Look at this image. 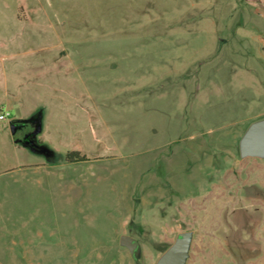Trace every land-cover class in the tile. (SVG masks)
Listing matches in <instances>:
<instances>
[{"label": "rangeland", "instance_id": "1", "mask_svg": "<svg viewBox=\"0 0 264 264\" xmlns=\"http://www.w3.org/2000/svg\"><path fill=\"white\" fill-rule=\"evenodd\" d=\"M4 2L3 264H157L183 234L185 264H264V157L240 150L264 120V0ZM35 109L55 157L14 141Z\"/></svg>", "mask_w": 264, "mask_h": 264}, {"label": "water", "instance_id": "2", "mask_svg": "<svg viewBox=\"0 0 264 264\" xmlns=\"http://www.w3.org/2000/svg\"><path fill=\"white\" fill-rule=\"evenodd\" d=\"M42 116V112L39 111L27 120L15 121V124H30L34 128L32 137L36 138L42 131ZM15 132L12 128L13 135ZM21 144L32 152L43 155L46 158L55 157L53 150L48 146L38 145L34 140H27ZM240 150L244 156L264 157V120L250 125L240 141ZM189 236V234L180 236L177 242L163 254L157 264H185L189 248ZM121 245L127 248L131 255L136 258V253L140 246L137 239L124 235L121 238Z\"/></svg>", "mask_w": 264, "mask_h": 264}, {"label": "crops", "instance_id": "3", "mask_svg": "<svg viewBox=\"0 0 264 264\" xmlns=\"http://www.w3.org/2000/svg\"><path fill=\"white\" fill-rule=\"evenodd\" d=\"M253 2L255 1V0H252ZM260 1V0H259ZM264 4V3H263ZM7 5H6V3L4 2V3H0V7H2V8H7L6 7ZM261 7H263L264 8V5L263 6H261ZM21 8H23V6H22V4H19V5H17L15 8H14V12H13V17L11 18L12 19V21L14 22V23H17V24H23V23H25V18H23V16H21V13H20V9ZM256 13H258L259 14V16L261 17V18H263L264 19V11H258V12H256ZM263 55H264V49H263ZM12 103H16L15 101H13ZM38 112V109H35V110H33V112H31V114H29L27 117L26 116H23V117H20V118H17V119H14V121H20V120H27V119H29V118H31L32 116H34L36 113ZM43 116H42V131H41V133L35 138V139H37L38 141H39V145L40 146H48V142L47 141H45V140H42L41 138H40V136L41 135H43L44 133H45V131H46V126H47V115H46V113H44V114H42ZM11 121H13V120H11ZM11 123V122H10ZM50 125L51 124H49V127H50ZM15 143L16 144H19V145H21V146H23L20 142H17V141H15ZM24 147V146H23ZM49 147V146H48ZM25 148V147H24ZM48 161V160H47ZM91 160L90 159H87L86 161H83V162H90ZM79 163H82V162H76V163H68V162H66L64 159H62L61 161H60V164H64V165H72V164H79ZM59 166V164H57L55 161H53V162H51V160L50 161H48L47 163L46 162H43V163H41V164H38L37 166H35L37 169H40L41 170V168H47L48 170H52V169H56L57 167ZM40 170H38V172L40 171ZM49 173V172H48ZM51 173H53V174H55V171H51ZM20 263V260H17V261H15V263ZM3 263H5L4 262V260H3V256H1L0 255V264H3Z\"/></svg>", "mask_w": 264, "mask_h": 264}, {"label": "flooded vegetation", "instance_id": "4", "mask_svg": "<svg viewBox=\"0 0 264 264\" xmlns=\"http://www.w3.org/2000/svg\"><path fill=\"white\" fill-rule=\"evenodd\" d=\"M11 128H13L16 132L13 135L14 141H18L20 143L26 142L27 140H34L38 145L39 141L32 137V132L34 128L30 124H15V121H11Z\"/></svg>", "mask_w": 264, "mask_h": 264}, {"label": "trees", "instance_id": "5", "mask_svg": "<svg viewBox=\"0 0 264 264\" xmlns=\"http://www.w3.org/2000/svg\"><path fill=\"white\" fill-rule=\"evenodd\" d=\"M64 160L68 163H76V162L86 161L87 159L79 152L73 151V152H68Z\"/></svg>", "mask_w": 264, "mask_h": 264}, {"label": "built area", "instance_id": "6", "mask_svg": "<svg viewBox=\"0 0 264 264\" xmlns=\"http://www.w3.org/2000/svg\"><path fill=\"white\" fill-rule=\"evenodd\" d=\"M5 117H10V115L9 114H5Z\"/></svg>", "mask_w": 264, "mask_h": 264}]
</instances>
